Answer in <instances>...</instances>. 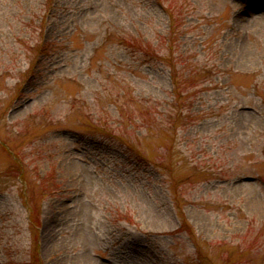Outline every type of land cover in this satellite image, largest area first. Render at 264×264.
Listing matches in <instances>:
<instances>
[{
  "label": "rangeland",
  "instance_id": "obj_1",
  "mask_svg": "<svg viewBox=\"0 0 264 264\" xmlns=\"http://www.w3.org/2000/svg\"><path fill=\"white\" fill-rule=\"evenodd\" d=\"M264 0H0V264H264Z\"/></svg>",
  "mask_w": 264,
  "mask_h": 264
},
{
  "label": "bare ground",
  "instance_id": "obj_2",
  "mask_svg": "<svg viewBox=\"0 0 264 264\" xmlns=\"http://www.w3.org/2000/svg\"><path fill=\"white\" fill-rule=\"evenodd\" d=\"M264 28V27H263Z\"/></svg>",
  "mask_w": 264,
  "mask_h": 264
}]
</instances>
